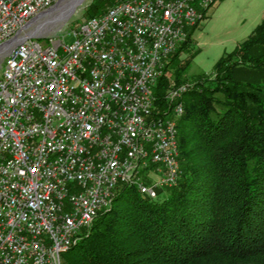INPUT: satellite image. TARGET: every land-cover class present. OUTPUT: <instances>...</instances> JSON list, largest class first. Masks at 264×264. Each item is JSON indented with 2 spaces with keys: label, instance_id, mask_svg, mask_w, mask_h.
I'll return each mask as SVG.
<instances>
[{
  "label": "built area",
  "instance_id": "built-area-1",
  "mask_svg": "<svg viewBox=\"0 0 264 264\" xmlns=\"http://www.w3.org/2000/svg\"><path fill=\"white\" fill-rule=\"evenodd\" d=\"M59 1L0 0V48L20 38L0 75V264H63L119 185L156 197L182 173L188 86L167 95L176 118L155 87L216 0H122L44 42L22 34Z\"/></svg>",
  "mask_w": 264,
  "mask_h": 264
},
{
  "label": "trees",
  "instance_id": "trees-1",
  "mask_svg": "<svg viewBox=\"0 0 264 264\" xmlns=\"http://www.w3.org/2000/svg\"><path fill=\"white\" fill-rule=\"evenodd\" d=\"M120 1L96 0L89 17ZM192 32L155 87L162 114L173 105L171 68L184 81L189 60L175 62ZM256 70L264 71V18L180 98L178 183L157 197L119 185L63 264H264V82Z\"/></svg>",
  "mask_w": 264,
  "mask_h": 264
},
{
  "label": "rangeland",
  "instance_id": "rangeland-1",
  "mask_svg": "<svg viewBox=\"0 0 264 264\" xmlns=\"http://www.w3.org/2000/svg\"><path fill=\"white\" fill-rule=\"evenodd\" d=\"M72 1L73 0L59 1L58 3H56L58 4L57 9H55L51 13L45 14L40 18L35 17V19L31 20L24 27L22 34L24 36L38 37L40 41L44 42L45 38L50 34L62 35L77 27L80 23L87 19L89 15H91L89 9L96 0H76L75 2ZM74 4L76 7L72 12V9L69 10V8ZM263 18L264 0H216L213 4H211L204 11L202 19L197 23L198 25L196 24L197 26L195 25L188 28L189 32L193 30L191 35V43L185 44V47L182 48L175 62V64L178 62V66L179 63L184 64L187 60H189L188 65L183 70L184 81H181V83L175 82L173 74L171 72L173 71V69L171 68V71L168 72V75L170 76V85L166 91V96L173 89H177L183 85H187L188 89H190L193 85L196 84L199 78L203 77L206 74H212L216 62L225 53L232 51L236 48V46L243 42L252 33L255 27L262 22ZM36 19L39 21L38 23L36 22ZM19 39L20 38H17L15 39V41H11L13 42L11 48ZM67 41H71V37H68ZM184 42H182L181 45ZM11 48H9L8 50L5 49L3 51H0V75L6 63L7 54ZM171 56L167 59V61L171 59ZM253 75V77H255L256 79L264 82V71L256 70L255 74ZM185 92H183L181 95H183ZM181 97L182 96L178 97L179 100ZM178 98L176 100H178ZM172 107L166 115H170V117L176 118L173 113L174 110H171ZM145 172L146 173L143 176L145 183L153 186L158 181L159 176L157 174V171L151 166ZM180 177L181 176H179V179ZM156 188L157 190L160 189V187L157 186ZM110 206L111 205L105 206L98 215H100L101 212L105 211ZM94 221L92 222V224L94 223ZM89 229L90 228L83 229L78 239H80V237H82L84 233H87Z\"/></svg>",
  "mask_w": 264,
  "mask_h": 264
},
{
  "label": "water",
  "instance_id": "water-1",
  "mask_svg": "<svg viewBox=\"0 0 264 264\" xmlns=\"http://www.w3.org/2000/svg\"><path fill=\"white\" fill-rule=\"evenodd\" d=\"M62 1V0H61ZM57 7H58V4H56V5H54V6H52L51 8H49V9H47V10H45V11H43L42 13H40L36 18H40V17H42V16H44L45 14H47V13H51L52 11H54L55 9H57ZM75 4L74 5H71V7L69 8V10L70 9H72V12L74 11V9H75ZM69 12V11H68ZM66 16V15H65ZM68 17V16H67Z\"/></svg>",
  "mask_w": 264,
  "mask_h": 264
},
{
  "label": "bare ground",
  "instance_id": "bare-ground-1",
  "mask_svg": "<svg viewBox=\"0 0 264 264\" xmlns=\"http://www.w3.org/2000/svg\"><path fill=\"white\" fill-rule=\"evenodd\" d=\"M75 1H76V0H73L72 2H75ZM72 2H71V3H72ZM71 3H70V4H71ZM70 4H69V5H70ZM69 5H68V7H69ZM63 6H64V5H63ZM62 12H63V11H62ZM49 13H50V12H49ZM36 20H37V19H36ZM34 21H35V20H34ZM36 22L38 23L39 21L37 20ZM34 23H35V22H34ZM30 26H31V25H30ZM27 27H28V26H27ZM27 33H28V32H27ZM12 45H13V42L6 43L3 47L0 48V51H3V50H5V49L8 50L9 48H11ZM181 96H182V95H181Z\"/></svg>",
  "mask_w": 264,
  "mask_h": 264
}]
</instances>
